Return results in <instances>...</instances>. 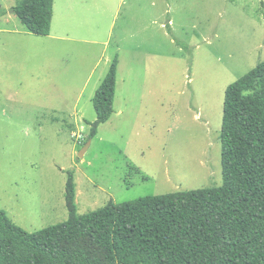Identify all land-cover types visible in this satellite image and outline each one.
<instances>
[{
  "label": "rangeland",
  "instance_id": "rangeland-1",
  "mask_svg": "<svg viewBox=\"0 0 264 264\" xmlns=\"http://www.w3.org/2000/svg\"><path fill=\"white\" fill-rule=\"evenodd\" d=\"M106 1L54 0L42 36L0 0V209L29 232L67 219L69 170L79 214L221 184L225 89L264 60V0ZM114 58L113 113L79 156Z\"/></svg>",
  "mask_w": 264,
  "mask_h": 264
},
{
  "label": "trees",
  "instance_id": "trees-1",
  "mask_svg": "<svg viewBox=\"0 0 264 264\" xmlns=\"http://www.w3.org/2000/svg\"><path fill=\"white\" fill-rule=\"evenodd\" d=\"M53 2L17 0L10 10L44 36ZM116 70L114 58L92 98L84 143L113 113ZM218 138V186L110 200L79 214L69 170L65 221L29 232L0 209V264H264V60L225 89Z\"/></svg>",
  "mask_w": 264,
  "mask_h": 264
},
{
  "label": "crops",
  "instance_id": "crops-1",
  "mask_svg": "<svg viewBox=\"0 0 264 264\" xmlns=\"http://www.w3.org/2000/svg\"><path fill=\"white\" fill-rule=\"evenodd\" d=\"M68 1L69 0H64V4H66L67 6H68ZM101 2H102V6H105L106 5V0H101ZM69 7H71V4L69 5ZM102 9V12L104 11V8H101ZM54 16H55V2H53V16H52V20H51V25H50V32H49V34H51V31H52V26H53V24H52V22H53V19H54ZM64 18L66 19V20H70V17H67L65 14H64ZM76 18V17H75ZM62 28H65V27H62ZM6 32L7 33H11V34H13L14 32H15V30H6ZM16 32H18V31H16ZM65 33V35H66V32H64ZM106 43V42H105ZM105 62H108L109 61V58L108 57H106L105 58V60H104ZM119 61L117 62V69L119 68ZM96 66H97V63L96 64H94L93 66H92V68H93V70H94V68H96ZM92 70V71H93ZM116 72H117V70H116ZM101 77V76H100ZM101 80V78H99L98 79V81H100ZM116 83H117V81H116ZM115 90H116V87H115Z\"/></svg>",
  "mask_w": 264,
  "mask_h": 264
},
{
  "label": "water",
  "instance_id": "water-1",
  "mask_svg": "<svg viewBox=\"0 0 264 264\" xmlns=\"http://www.w3.org/2000/svg\"><path fill=\"white\" fill-rule=\"evenodd\" d=\"M90 144V140H87L84 145L83 148L81 149V151L79 152V156H82L84 151L86 150V148L88 147V145Z\"/></svg>",
  "mask_w": 264,
  "mask_h": 264
}]
</instances>
